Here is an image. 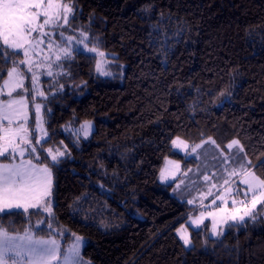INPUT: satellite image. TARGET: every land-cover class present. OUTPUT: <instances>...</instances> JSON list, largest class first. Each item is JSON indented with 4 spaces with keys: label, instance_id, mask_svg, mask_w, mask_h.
<instances>
[{
    "label": "trees",
    "instance_id": "obj_1",
    "mask_svg": "<svg viewBox=\"0 0 264 264\" xmlns=\"http://www.w3.org/2000/svg\"><path fill=\"white\" fill-rule=\"evenodd\" d=\"M58 1L71 8L66 34H87L110 75L73 49L42 79L49 137L32 158L52 172L54 208L34 235L81 236L94 264H264V201L219 238L191 229L187 248L176 231L194 209L172 194L178 179L160 182L168 158L192 161L174 149L177 137L221 149L237 140L264 182V0ZM23 59L0 44V85L12 68L26 71ZM88 122L85 138L75 130ZM47 149L64 155L53 162ZM43 218L0 213V229L23 233Z\"/></svg>",
    "mask_w": 264,
    "mask_h": 264
},
{
    "label": "rangeland",
    "instance_id": "obj_2",
    "mask_svg": "<svg viewBox=\"0 0 264 264\" xmlns=\"http://www.w3.org/2000/svg\"><path fill=\"white\" fill-rule=\"evenodd\" d=\"M70 14V6L58 0H0V44L20 51L26 69L25 73L12 68L0 85V164L7 167L0 170V213L39 210L44 216L23 233L0 229V264H94L84 257L83 237L74 235L68 241L63 228L47 238L36 237L33 231V227L50 223L54 208L52 173L32 158L42 156L41 144L49 137L39 101L46 97L42 79L52 78L73 49L96 55L98 74L110 75V63L89 44L87 34L72 33L69 28L71 34H66ZM31 102L36 137L30 128ZM75 131L88 138L94 123ZM173 146L192 161L183 168L181 161L168 158L160 182L170 184L178 179L172 194L194 209L176 231L187 248L192 244L191 229L208 226L210 237L219 238L228 225L251 217L264 201V182L247 168L249 160L237 140L221 149L212 139L192 146L177 137ZM45 152L53 162L64 155L63 150Z\"/></svg>",
    "mask_w": 264,
    "mask_h": 264
},
{
    "label": "crops",
    "instance_id": "obj_3",
    "mask_svg": "<svg viewBox=\"0 0 264 264\" xmlns=\"http://www.w3.org/2000/svg\"><path fill=\"white\" fill-rule=\"evenodd\" d=\"M29 111H30V105H29ZM4 163H7V162H4ZM8 163H12V162H8ZM38 163V162H37ZM40 164V163H39ZM5 168H7L6 166H4L3 164H0V170H2V169H5ZM50 169V168H49ZM51 171V170H50ZM52 173V172H51ZM243 174V173H242ZM242 174H240L241 176H242ZM53 178V177H52ZM236 180V179H235ZM242 192V190L240 189V191H238V193L240 194ZM246 218H248V217H246ZM245 218V219H246ZM244 219V220H245ZM8 237V236H7Z\"/></svg>",
    "mask_w": 264,
    "mask_h": 264
}]
</instances>
